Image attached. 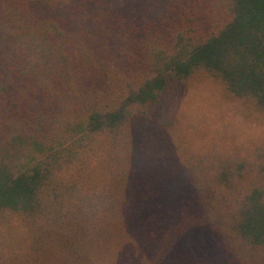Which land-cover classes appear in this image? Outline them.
Returning a JSON list of instances; mask_svg holds the SVG:
<instances>
[{"label":"trees","instance_id":"16d2710c","mask_svg":"<svg viewBox=\"0 0 264 264\" xmlns=\"http://www.w3.org/2000/svg\"><path fill=\"white\" fill-rule=\"evenodd\" d=\"M209 81L264 119V0H0V264H264V144L196 139Z\"/></svg>","mask_w":264,"mask_h":264},{"label":"rangeland","instance_id":"374dc122","mask_svg":"<svg viewBox=\"0 0 264 264\" xmlns=\"http://www.w3.org/2000/svg\"><path fill=\"white\" fill-rule=\"evenodd\" d=\"M182 108L188 114L190 124H196L197 129L206 128L210 136L198 135L196 139L215 138L230 144H239L242 148L253 144H264V119L250 114L245 117L234 105L226 100L220 86L214 82L206 86L188 90L182 95Z\"/></svg>","mask_w":264,"mask_h":264}]
</instances>
